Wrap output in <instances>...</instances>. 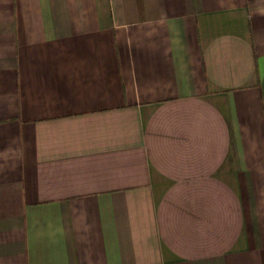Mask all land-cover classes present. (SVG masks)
<instances>
[{
	"label": "crops",
	"instance_id": "1",
	"mask_svg": "<svg viewBox=\"0 0 264 264\" xmlns=\"http://www.w3.org/2000/svg\"><path fill=\"white\" fill-rule=\"evenodd\" d=\"M0 264H264V0H0Z\"/></svg>",
	"mask_w": 264,
	"mask_h": 264
}]
</instances>
